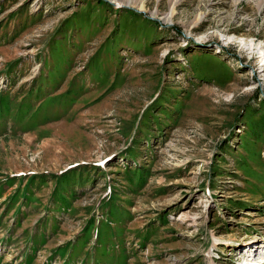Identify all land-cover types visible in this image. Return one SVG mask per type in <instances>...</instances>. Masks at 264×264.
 Listing matches in <instances>:
<instances>
[{
  "label": "rangeland",
  "instance_id": "1",
  "mask_svg": "<svg viewBox=\"0 0 264 264\" xmlns=\"http://www.w3.org/2000/svg\"><path fill=\"white\" fill-rule=\"evenodd\" d=\"M248 263L264 0H0V264Z\"/></svg>",
  "mask_w": 264,
  "mask_h": 264
},
{
  "label": "bare ground",
  "instance_id": "2",
  "mask_svg": "<svg viewBox=\"0 0 264 264\" xmlns=\"http://www.w3.org/2000/svg\"><path fill=\"white\" fill-rule=\"evenodd\" d=\"M173 12H174V4L172 5V7L170 9V12L168 14V17H171L172 14H173ZM199 18H200V14H199V17H197V20L195 22H197L199 20ZM251 59H252V61H254L256 59V56L255 55L251 56Z\"/></svg>",
  "mask_w": 264,
  "mask_h": 264
}]
</instances>
